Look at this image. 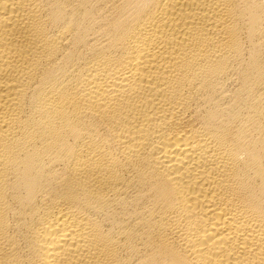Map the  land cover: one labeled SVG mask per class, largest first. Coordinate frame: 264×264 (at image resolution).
<instances>
[{"label": "bare ground", "instance_id": "6f19581e", "mask_svg": "<svg viewBox=\"0 0 264 264\" xmlns=\"http://www.w3.org/2000/svg\"><path fill=\"white\" fill-rule=\"evenodd\" d=\"M0 264H264V0H0Z\"/></svg>", "mask_w": 264, "mask_h": 264}]
</instances>
